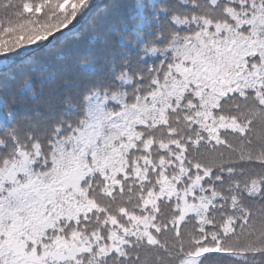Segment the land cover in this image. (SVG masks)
Listing matches in <instances>:
<instances>
[{
	"label": "snow or ice",
	"instance_id": "obj_1",
	"mask_svg": "<svg viewBox=\"0 0 264 264\" xmlns=\"http://www.w3.org/2000/svg\"><path fill=\"white\" fill-rule=\"evenodd\" d=\"M0 264H264V0H0Z\"/></svg>",
	"mask_w": 264,
	"mask_h": 264
}]
</instances>
